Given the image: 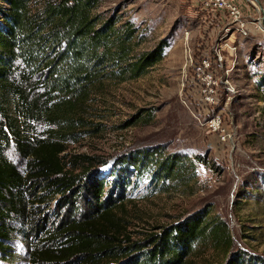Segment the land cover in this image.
<instances>
[{
    "label": "rangeland",
    "instance_id": "374dc122",
    "mask_svg": "<svg viewBox=\"0 0 264 264\" xmlns=\"http://www.w3.org/2000/svg\"><path fill=\"white\" fill-rule=\"evenodd\" d=\"M242 1L243 27L216 22L192 0H101L96 13L133 23L140 36L135 50L160 48L162 57L138 78L106 83L87 116L101 125L79 127L61 154L83 182L103 180L105 196L116 179L111 171L126 169L121 214L131 241L192 214L210 212L223 222L228 246H194L186 264H227L236 253L241 264H264V0ZM7 8L0 0V9ZM213 117L218 130L209 125ZM33 125L34 134L48 128ZM225 131L228 142L221 138ZM160 150L186 155L191 179L161 175L153 160ZM5 154L24 170L13 142ZM81 154L94 159L87 175L73 165ZM45 183L25 194L23 212L12 211L5 220L11 232L0 264H32L31 250L44 232L85 208L86 197L72 204L73 193L54 194Z\"/></svg>",
    "mask_w": 264,
    "mask_h": 264
},
{
    "label": "trees",
    "instance_id": "16d2710c",
    "mask_svg": "<svg viewBox=\"0 0 264 264\" xmlns=\"http://www.w3.org/2000/svg\"><path fill=\"white\" fill-rule=\"evenodd\" d=\"M34 1L4 0L8 8L0 9V252L8 249L11 232L5 220L12 211L23 212L25 194L41 181L54 194L73 193L70 203L86 197L87 204L78 217H60L44 232L31 250L32 264H186L194 246H228L226 225L210 212L131 241L121 214L126 169L111 171L116 179L105 196L103 180L83 182L67 168L61 155L67 139L82 132H75L79 127L101 125L87 118L96 94L106 83L140 77L162 51L135 50L140 36L133 23L96 13L101 0ZM34 121L48 128L34 134ZM10 142L25 160L23 171L6 157ZM155 156L164 177L191 179L186 155L160 150ZM73 159L84 175L95 165L89 155ZM32 226L40 227L31 221ZM241 256L236 253L227 264H241Z\"/></svg>",
    "mask_w": 264,
    "mask_h": 264
},
{
    "label": "built area",
    "instance_id": "2783aa9c",
    "mask_svg": "<svg viewBox=\"0 0 264 264\" xmlns=\"http://www.w3.org/2000/svg\"><path fill=\"white\" fill-rule=\"evenodd\" d=\"M194 5L203 11H207L212 14L213 19L216 22H226V23H240L243 20V1L242 0H192ZM240 26H244L243 24ZM210 100V97L205 99ZM209 125L214 129H220V121L217 118L208 119ZM224 132V131H222ZM223 142H228L230 139V134L226 131L221 136Z\"/></svg>",
    "mask_w": 264,
    "mask_h": 264
}]
</instances>
